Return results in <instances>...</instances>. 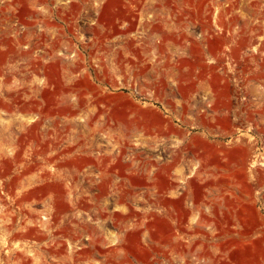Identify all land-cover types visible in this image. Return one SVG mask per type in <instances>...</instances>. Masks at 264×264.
Wrapping results in <instances>:
<instances>
[{
    "label": "rangeland",
    "instance_id": "rangeland-1",
    "mask_svg": "<svg viewBox=\"0 0 264 264\" xmlns=\"http://www.w3.org/2000/svg\"><path fill=\"white\" fill-rule=\"evenodd\" d=\"M0 264H264V0H0Z\"/></svg>",
    "mask_w": 264,
    "mask_h": 264
}]
</instances>
